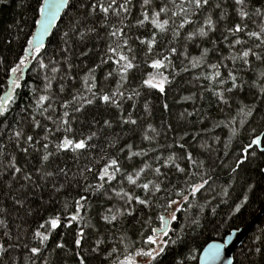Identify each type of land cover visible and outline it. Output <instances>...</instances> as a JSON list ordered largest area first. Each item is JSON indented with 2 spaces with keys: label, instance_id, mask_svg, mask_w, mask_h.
Returning a JSON list of instances; mask_svg holds the SVG:
<instances>
[{
  "label": "snow or ice",
  "instance_id": "snow-or-ice-1",
  "mask_svg": "<svg viewBox=\"0 0 264 264\" xmlns=\"http://www.w3.org/2000/svg\"><path fill=\"white\" fill-rule=\"evenodd\" d=\"M10 2L11 0H0V7L7 6ZM135 7L133 0H37L35 11L38 19H34L33 23L36 31L25 41L26 47L22 48V54L17 57V62L7 69L10 73L7 81L10 87L3 96H0V118H2L0 136L7 137L5 143H0V190H3V195L11 200L14 208L18 206L17 210L25 209L26 203L33 196L40 197L41 207L45 205L54 207L60 203L56 197L61 193L68 196L70 190H76L78 198L72 197L71 205L68 199H64L59 214L53 211L51 215L43 218V222L31 232L30 238L34 242L31 246L26 242L29 237L27 229L23 228L22 224H16L17 234L13 235L8 222L10 215L8 208L0 203V262L8 258L10 252L22 248L28 253L27 264H40V261L49 264L41 254L48 249V242L52 239L53 233L61 227L73 229V224L76 223L80 225L78 229H73L75 247L73 255L78 258L77 264H91L93 255L98 256L101 253L104 254L102 264H161V259L173 246L183 244L191 232L204 227L202 218L192 214L197 209L203 212L211 204L210 200H205L202 204L199 199V194L212 189L214 183L211 166L204 159L197 158L192 152L185 151L183 154L172 152L167 157L159 155L154 157L152 163L145 162L142 166H134L132 170H126L118 154L101 155L99 159L89 155L95 147L93 142L100 139L106 129L112 128L111 120H104L101 127L95 130H93L94 125L90 123L86 135L77 136L72 127L78 119V114L98 102L121 109L119 120L122 124L137 125V119H133L131 113L125 119L122 110L124 101L133 100L141 95L138 89H132L128 95L123 90L129 74L139 66L136 51L131 46L130 40L139 41V44L144 46L143 63L154 70L141 80L140 88L157 90L165 94L168 86L173 83V80L169 79L173 73L168 70L174 67L173 57L178 54V47L174 46L173 42H178L182 30L190 26L185 39L194 41L201 38L202 42L211 47H203L199 58L191 57L186 49L180 51L179 55L188 61V66L184 67L183 71L190 72L194 68H200L202 74L196 79H203L211 84V87L207 84L201 87L206 92H211L217 98L218 104L223 103L230 109L233 103L236 104L235 114L227 117L225 124L231 129L232 137L238 135L241 127L254 122L256 116H260L264 121V115H261L264 112V0H233L231 12L228 11V0H217V2L142 0L139 16L135 23H130ZM217 9L220 10L218 13ZM62 10L68 12L75 10L76 15L71 17L68 30L63 32L65 46L61 48V53L68 58L71 51L69 42H74L75 39L80 42H85L89 37L104 39L106 49L104 55L100 56V63L96 64V68L109 65L111 62L115 70L108 71L103 79L107 81L109 78L119 76V82L116 90L103 91L97 88L95 69L89 70L90 79L85 80L88 94L73 95L70 100L62 101L60 108L64 111L58 119H54L57 109L53 107L55 101L51 80L56 76L50 78L49 71L52 74H59L60 67L57 65L60 61L50 59L45 63L42 55L46 49L44 37L49 35V29L54 26ZM233 15L238 20L234 19L231 24L224 26L222 38H217L221 44L227 46L228 55L223 58L217 57V62L212 63L208 59L209 54L220 48L217 39H212V34L219 30L218 25L221 22H226ZM14 27L18 29L15 39L19 40L23 28L19 24H15ZM133 27H150L153 31L145 38L139 35L132 37L129 33ZM101 30L104 31L103 37L100 36ZM169 33H171V39L167 41L169 46L163 51H156L159 44L158 37H167ZM12 42V40L7 41L8 44ZM87 54L81 52L83 56ZM225 60L231 62V68L224 63ZM32 61H35L37 73L43 70V87L31 86V104L20 108V116L9 122L8 118L16 103L18 90L25 87L22 83V75L30 68ZM3 64L4 59L0 58V67ZM72 67L73 65L68 63L69 71ZM209 68L212 70L210 73L206 71ZM222 69L227 70L226 73L222 72ZM249 73L253 74L252 78L245 79ZM179 74V72L175 73V75ZM60 79L63 80V77L61 76ZM69 79L75 78L69 77ZM59 91L64 92L62 83ZM241 92L251 93L252 99L249 100L245 95L237 100ZM182 99L186 101L192 97L184 96ZM163 108L168 109L169 105L165 103ZM144 111L151 116L148 104L144 105ZM193 115L194 113H181L180 118ZM42 120H51L55 127L42 124ZM148 127L151 133L160 135L156 128L151 125ZM171 128L170 124L167 125L165 132ZM28 129L32 130V134H29ZM35 130H40L43 135ZM183 139L180 137V140ZM119 140L120 136H114L108 141L107 147L116 148ZM143 140L151 143L155 140V136L145 134ZM9 144L26 157L34 158L37 163L31 167L27 162L19 164L17 156L8 151ZM175 147L183 150L185 143L177 141ZM200 147L212 151L210 144H201ZM126 148V153L124 147L118 150L119 153H125L126 161H131L133 157L149 155L146 149L133 151L131 144L126 145ZM59 153H72L74 161H80L83 157L84 162L78 163L73 171L67 165L61 166L55 163ZM256 159L264 160V129L257 132L253 128L252 138L242 146V150L235 154L233 159H219L216 166L228 169L235 180L243 171V166L251 164ZM179 161L187 163L182 167ZM173 170L178 174V182H174L169 177V173ZM258 171L261 180L264 181V166ZM89 175L92 176V181L89 180ZM256 187L254 183L248 184L249 191H253ZM45 191L49 196L47 201L43 200ZM113 192L122 203L119 206L105 208L106 214H101L100 218L113 229L117 224L122 225L119 229V238L104 248L101 245H105V239L97 238L94 246L86 248V230L95 226L82 215V211H89L86 205L90 196L104 197L111 201L113 196L110 193ZM222 194L229 195L227 190ZM248 202L249 197L244 196L243 202L236 204L234 211H230L228 219L234 214L241 213ZM137 206L141 208V215H137ZM70 207L71 212H69ZM143 209H148V213L143 214ZM35 211L36 209L29 206L26 209V216L31 217ZM211 211L215 214L216 207H212ZM181 215L185 224L177 231L174 225L181 219ZM129 219H134L139 225V230L135 233L136 238L128 236L123 227ZM21 232L25 233L23 240ZM223 248L224 245L218 243L208 245L204 251V264H215L220 259ZM262 248H264V228L253 237L252 247L243 255L245 259L250 260V254H264ZM55 249L67 250L66 242L55 243ZM191 259L195 257L186 256L175 260L174 264H186V260ZM9 264H17V261L12 258ZM236 264H244V261H237Z\"/></svg>",
  "mask_w": 264,
  "mask_h": 264
},
{
  "label": "trees",
  "instance_id": "trees-1",
  "mask_svg": "<svg viewBox=\"0 0 264 264\" xmlns=\"http://www.w3.org/2000/svg\"><path fill=\"white\" fill-rule=\"evenodd\" d=\"M142 0H133L136 5L132 11V18L130 23H135L136 18L140 14V5ZM159 2V0H156ZM217 2V0H214ZM233 0H228V11L231 12V4ZM37 0H11L7 6L0 7V58L4 59V64L0 67V96H3L8 89V79L10 73L7 71L10 66H13L14 62H17V57L22 54V48L26 47L25 41L30 38L31 34H34L36 28L33 27L34 19H38L36 14ZM259 6V5H257ZM220 10H216L218 13ZM76 15L75 10L72 12L64 11L59 21L56 23L55 28L50 35L46 45L45 52L42 55L45 63H48L50 59H56L60 61L57 65L60 67L59 74H52L49 71L50 78L56 76L51 80L53 99L55 103L53 107L57 109L54 119H58L63 113V109L60 108L62 101L70 100L73 95L84 94L87 95V87L85 84L86 79H90L89 70L95 69L94 75L96 77L97 88L108 91L116 90L118 88L119 76L109 78L105 81L103 79L104 74L108 71H114L115 66L101 65L100 68H96V64L100 63V56L104 55L106 49V41L104 39L89 37L85 42H80L78 39L70 41L71 51L66 58L61 53V48L64 47L63 32L69 28V20L72 16ZM215 19L216 16L214 15ZM237 17L234 15L229 17L226 22H221L218 25V31L212 34V39L222 38V29L227 24H231ZM91 22V21H90ZM15 24H19L23 28V33L20 35V39H15L18 29L14 27ZM190 26H186L182 30L181 37L178 42H173L174 46L178 47L177 56L173 57L174 67L168 71L173 73L169 76V79L173 80V83L168 86L165 94L159 93L157 90H149L140 88L141 80L147 77L149 72H154L153 69L143 63L144 60V46L139 44V41L130 40L131 46L135 49L137 54L138 68L134 69L128 77L127 84L124 87L125 94L128 95L132 89H138L141 93L139 97H135L133 100H127L122 103V110L124 118H128V114L131 113L133 119H137L138 123L135 126L124 125L120 122L121 109H116L114 106H106L98 102L96 105L88 106L83 113L78 114V119L72 124L77 136L81 134H87L89 131L90 123L94 125L93 130L100 128L104 120L108 119L112 121V128L106 129L100 139L95 140L94 150L89 154L95 156L97 159L101 155H113L118 154L121 158V163L126 170H132L134 166H142L143 163H152L153 158L156 156L167 157L170 153L175 152L177 154H183V152H192L194 156L199 159H204L210 166L212 175L214 177V183L212 189L199 194L200 203H204L205 200H210L211 204L204 209L203 212L195 210L192 214L202 218L204 227L202 229H196L191 232L186 238L183 244L173 246L168 254L161 259V264H174L177 259H183L186 256L195 257V259L186 260V264L195 263L201 251L204 247L212 241L223 240L232 230L238 229L246 225L264 206V181L261 180L259 174V168L264 166V160L256 159L251 164L243 166V171L240 172L239 177L235 180L229 174L228 169L220 168L216 165L219 163V159H233L235 154L242 150V146L246 145L252 138V129H256L260 132L264 129V121L260 119V116H256L254 122L240 128L236 137H232L231 129L226 127L227 117L235 114L236 104H232V108H228L223 103L217 102V98L211 93L206 92L201 85L207 84L211 87V84L203 79L197 80L196 77L202 74L200 68H194L190 72L183 71V68L188 66V61L184 60L179 55L180 51L187 50L188 54L193 58H199L203 47H211L204 42L201 38H197L194 41H187L185 39L186 34L189 32ZM153 30L150 27H133L129 33L130 36L135 37L137 35L141 38L148 36ZM100 36H104V31L101 30ZM171 39V33L167 37L159 36V44L156 51H163L168 47L167 41ZM12 40V44H8L7 41ZM217 43L220 45L219 50L209 54V61L212 63L217 62V57L223 58L228 55V49L225 44H221L217 39ZM199 45V47H197ZM91 49V51H88ZM87 52V56L81 55V52ZM68 63H71L73 67L71 71L68 70ZM150 63V60H149ZM224 63L231 68V62L225 60ZM111 65V66H110ZM207 72L212 70L206 69ZM227 70L222 69V72L226 73ZM179 72V75H175ZM43 70L41 73L35 71V61L31 62V66L22 75V83L25 87L18 90L16 103L13 105V111L9 115V122L20 116L19 109L29 106L31 104V86L36 85L38 88L43 87L44 81L42 80ZM168 74V73H166ZM63 77V80L60 77ZM252 73H249L245 79H251ZM74 77L75 79H69ZM64 85V92L59 91L60 84ZM255 91V90H252ZM247 95L248 99H252V95L249 92H241L237 96V100L240 97ZM190 96L192 99L183 100L182 97ZM167 103L168 109H164L163 105ZM148 104L151 110V116H148L144 111V105ZM131 106V107H130ZM134 107V111H133ZM181 113H194L192 117L180 118ZM264 115V112L261 113ZM2 119V118H0ZM202 121V123H201ZM42 124H47L48 127H55L52 121H43ZM171 125V130L165 132L166 126ZM149 125L156 128L160 133L156 136L155 133L149 131ZM235 127V126H233ZM2 128V125H0ZM10 131V129H9ZM29 134H32V130L28 129ZM40 132V130H35ZM199 133V135H197ZM43 135V132H40ZM145 134L155 136V140L151 143L143 140ZM59 135V134H57ZM120 136V140L117 143L116 148H108L107 143L112 140L114 136ZM183 137V140H180ZM7 141L6 136H0V143ZM177 141L185 143V149L181 150L175 147ZM131 144L133 151H140L146 149L149 155L146 157H133L131 161L124 160V155L127 152L126 145ZM201 144H210L212 151L209 152L205 148H201ZM227 146V147H225ZM124 147L125 153H119V148ZM8 151L17 156L19 164L28 163L29 166H34L37 161L34 158L26 157L24 154L19 153L13 148L11 144L8 145ZM258 151V150H257ZM227 153V156H225ZM73 154L59 153L56 159V164L61 166L67 165L69 168L75 171L78 163H83V157L80 161H74L72 159ZM7 161H5L6 163ZM181 162V166H185L186 161ZM54 166V165H53ZM155 166V165H154ZM164 171V169H162ZM170 179L174 182H178V174H175L174 170L169 173ZM89 180L92 181V176L89 175ZM95 182V181H93ZM254 183L257 187L253 191L248 190V184ZM115 183V182H113ZM119 190V185H117ZM227 190L229 195L224 196L222 193ZM113 196L111 201H108L104 197L97 198L90 196L89 203L86 207L89 211H82V215L91 221L94 228L86 230V243L85 247L89 248L94 246V242L97 238L105 239V245H101L104 248L107 245H111L112 241L119 238L121 224H117L113 229L111 225L100 218L105 208L112 207L113 205L119 206L122 202L115 197V193H110ZM244 196L249 197L248 204L242 209L241 213L234 214L231 219H228L230 211H234L236 204L242 203ZM72 197L77 196L76 190H70L69 195L65 196L63 193L56 197L57 203L54 207L45 205L40 206V197H30L28 203H26L25 209H18L13 207L10 199L3 195V190H0V203L4 204L10 213L9 226L12 229L13 235L17 234L16 224H22L23 228L27 229V235L29 239L26 241L31 246L34 243L31 240V232L35 229L39 223L43 222V218L51 215L53 211L59 214L61 203L64 199L69 200V204L73 203ZM49 198L48 192H43V200L47 201ZM31 206L36 209L31 217L26 216V209ZM212 207H216V213L211 211ZM72 208H69V212ZM148 209H143V214H147ZM137 215H141V208L137 206ZM25 220L27 221L25 223ZM184 219L181 215V219L174 225L177 227V231L184 227ZM79 224L74 223L73 229H78ZM126 229L128 236L135 237V233L139 230V225L135 223L134 219H129L126 224L123 225ZM264 228V214L257 221L254 228L248 234L243 245L239 247L234 254V262L243 260L244 264H264V254L251 255V259H245L243 253H246L248 248L253 245V237L259 234L260 230ZM66 227H61L56 230L52 239L48 242L49 247L42 256L49 261V264H77L78 258L73 255L75 251L74 247V231ZM22 240L24 239V232L20 233ZM175 238V237H173ZM66 242L67 250L55 249V243ZM114 246V245H113ZM264 252V248H262ZM27 250L17 248L10 252L9 257L0 262V264H9V260L15 258L17 264H27ZM103 253L100 255H93L91 258V264H102ZM40 264H43L40 261Z\"/></svg>",
  "mask_w": 264,
  "mask_h": 264
},
{
  "label": "water",
  "instance_id": "water-1",
  "mask_svg": "<svg viewBox=\"0 0 264 264\" xmlns=\"http://www.w3.org/2000/svg\"><path fill=\"white\" fill-rule=\"evenodd\" d=\"M65 10L61 11L60 17H58L57 21L54 22V26L49 29V35H46L44 37V43L46 44L50 35L52 34L56 23L59 21L61 18L62 14L64 13ZM36 31V29H35ZM34 31V33H35ZM10 86L8 85V88ZM5 94V93H4ZM264 214V206L260 209V211L244 226L232 230L223 240L221 241H212L209 244H207L204 249L201 251L198 260L195 263H188V264H204L203 256H204V251L207 249L208 245L212 243H218L224 245V248L222 249L221 252V257L219 260L215 262V264H230V262H234V254L236 250L241 247L246 240L248 234L251 232V230L254 228L256 225L257 221L262 217ZM229 237H231V240H229Z\"/></svg>",
  "mask_w": 264,
  "mask_h": 264
}]
</instances>
